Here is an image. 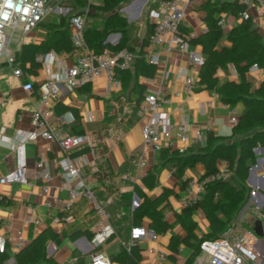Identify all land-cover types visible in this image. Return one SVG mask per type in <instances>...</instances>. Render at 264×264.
<instances>
[{"label": "crops", "instance_id": "crops-1", "mask_svg": "<svg viewBox=\"0 0 264 264\" xmlns=\"http://www.w3.org/2000/svg\"><path fill=\"white\" fill-rule=\"evenodd\" d=\"M88 1L95 5L102 3V0ZM153 1L129 0L123 3L122 9L126 13H122L121 10L119 13L126 18L128 29L123 34L112 32L104 37V42L111 47L110 49L120 43V47L129 48L135 55L132 67L118 74L119 86L113 87L104 79L98 78L73 93L62 90L53 106L54 117L69 114L68 118H72L68 123L55 124L56 138L79 134H90L94 138V150L89 149L87 153L79 156H69L79 166L80 179L102 203L114 234L102 245L94 246L91 240L97 230L98 218L92 206L86 201H79L74 205L72 222L59 224L51 222L48 212L60 214L63 202L68 196L67 184L57 165L63 153L54 141L39 136L29 138L25 144L29 183L0 185V199H3L0 203V234L7 238L11 255L8 264L13 262V255L29 242L30 230L35 237L46 228L56 233L59 241H48L44 252L46 257L58 264L65 262L71 264L78 259H83L89 264L91 259L98 255L107 258L110 264H124L129 246L126 244L128 234L133 226L131 214L134 210L130 206L132 197L136 195L142 204L145 200H154L163 190L171 193L166 203L159 209H163L164 219L171 228L165 234H157V240L145 238L133 243L140 249L139 264L192 263L194 255L192 256L190 248L180 243L177 253H172L171 249L177 244V240L184 236L183 229L176 221V214L183 210L180 201L184 194L180 182L200 178L204 174V167L196 163L192 167H186L177 177L173 172L174 164L176 158L182 154L174 152H177L175 147L179 146V143L172 149H165L164 153L154 152L144 144L141 130L150 115L142 109L143 99L146 93L157 92L162 100L160 113L172 122L187 123L191 133L186 149L204 146L205 137L198 139L193 135V130L199 127L215 136L231 140L233 138V126L229 122L231 107L222 104L214 93L198 89L200 66L193 67L185 53L179 50L167 51L164 46L152 47L149 43L143 47L142 55L145 61H148V55L154 56L155 73L152 78L137 77L136 82L142 88L143 98L139 106L134 105L137 95V90L134 89L135 70L139 58L137 55L147 35V23L152 24L147 11ZM212 3L213 0L188 1L181 21L187 34L198 36L204 32L206 29L204 18ZM243 9L249 15L248 20L252 27L264 38V10L257 6ZM143 12L144 18L140 20ZM77 13L84 15L87 29L92 28L89 25L99 20L87 17V14H94L91 9L85 7L84 11L79 10L77 0H54L43 21L23 36L19 48L23 43L49 45L63 34L71 38L73 28L69 24V18ZM241 13L234 16L227 8L219 15L214 14L216 20L223 17L226 22V26L220 29L222 39L217 45L218 51L231 46L227 36L244 19ZM101 24L93 26L95 25L99 31ZM48 25L51 27L48 28ZM194 48L200 52L198 46ZM115 49L117 48H113V51ZM81 53L83 50L76 48L72 52L55 53L49 50L38 56L42 57L41 61L38 60L41 66L35 73L22 71L20 78L13 75L10 67L0 63V177L15 167V155L11 148L13 142L25 139L34 132L31 116L38 106L40 83L47 75L57 73L60 63L69 66ZM52 59L53 63L50 61ZM186 76L194 79L195 87L191 93H185L183 90ZM215 77L220 82L240 81V75L231 63H225L223 67L218 68ZM243 79L250 85L251 90H254L264 81V69H247ZM26 83L32 84L31 91L23 89ZM233 108L238 117L243 109L242 104L238 103ZM127 119L134 120L133 124H125ZM119 121L122 122L121 125ZM81 149L83 148L73 152ZM251 154L253 162L250 167L251 173L250 175L248 173L245 182L248 187L245 198L236 204L235 212L229 219L220 212L215 213V218L224 225L225 232L229 230L232 236L255 231L258 239L254 244V250L258 256V264H264V218L260 216V211L264 207V146H257ZM40 159L45 162L51 174L48 195L41 192V182L35 177L34 164ZM97 160L103 167L97 166ZM139 160H143L145 166L140 167ZM219 163L220 161L218 165ZM225 199L226 202L230 201ZM45 201L50 202V208L44 206ZM124 207L127 210H124ZM193 219L196 222L195 234L198 238L211 234L208 220L201 208L196 209ZM140 223L150 230L146 216L141 217ZM19 232L25 239L23 246H18L17 243L16 237ZM160 255L164 257L162 261L159 259Z\"/></svg>", "mask_w": 264, "mask_h": 264}, {"label": "built area", "instance_id": "built-area-1", "mask_svg": "<svg viewBox=\"0 0 264 264\" xmlns=\"http://www.w3.org/2000/svg\"><path fill=\"white\" fill-rule=\"evenodd\" d=\"M54 0H0V63H5L11 68L15 77L22 76L21 69L13 65L14 54L19 50L21 39L31 30L35 29L50 11V4ZM189 0H163L157 8L147 13L152 21L153 29L149 35V45L152 47L164 46L167 51L179 50L187 55L193 67L201 66L203 55L194 47H191L187 38L195 37L194 34H185L180 30L181 21L185 8ZM221 1V0H218ZM244 8L257 6L264 10V0H235ZM241 16L248 19L249 15L242 11ZM69 24L73 28L71 43L76 49H82L83 53L76 56L69 65L60 63L57 73L47 75L38 88L37 108L33 111L31 119L34 132L25 139L14 141L11 148L15 155V167L0 177V185L20 184L27 185V161H26V140L37 136L45 140L54 141L63 153V157L58 161V169L66 182L67 199L63 202V209L60 214L48 212V218L53 224L70 223L73 221V208L79 201H86L92 206L93 212L98 218L96 232L92 238L94 246H100L113 234V228L108 224V215L102 204L97 200L94 192L88 188L80 179L79 166L70 158V153L80 149L88 148L94 150L95 141L90 134H79L55 137V124H65L72 121L69 114L54 117L53 106L58 100L62 90L73 93L84 85L93 82L98 78L104 79L111 86H119L116 77L117 71L129 70L132 67L135 55L124 48L118 51L103 49L101 53L94 54L86 48L83 31L85 17L83 14L72 15ZM219 29L226 26L223 17L218 18ZM206 30V29H205ZM204 30V31H205ZM14 47V50L11 47ZM51 56V55H50ZM148 61L156 64L153 55H148ZM42 60V57L37 58ZM51 63L54 60H50ZM46 62V61H45ZM256 65L250 70H255ZM195 87L194 79L185 77L183 90L191 93ZM26 91L32 90V84L26 83L23 86ZM162 100L157 92L150 91L145 94L142 109L147 112L149 120L142 127V139L144 144L149 146L154 152L162 149H172L176 143L179 146L175 150L182 154L189 143L190 133L186 122L175 123L167 119L160 113ZM53 119L55 121L53 122ZM229 122L234 126L237 122V114L234 108L230 109ZM205 129L196 128L193 135L200 139L204 137ZM140 167L145 166L143 160L138 161ZM35 177L39 179L41 192L45 195L50 193L48 182L51 174L43 160H37L34 164ZM231 175V169L226 161H220L218 169L211 174L202 175L198 179H189L182 186L184 198L180 201L182 209L198 203L208 186L214 182L227 181ZM59 202V200L56 199ZM140 205V199L134 195L131 199V209L135 210ZM44 206L50 208L49 201L44 202ZM264 218V215H261ZM18 246L25 244V239L19 232L17 235ZM150 238L157 240V234L143 226H132L128 234V245L136 241ZM258 237L255 231H246L232 236L229 230L215 239L203 240L199 244V253L193 257L191 264H258V256L254 250V244ZM7 238L0 234V253L5 250ZM125 245V244H124ZM162 261L164 257L159 256ZM63 264H69L65 262ZM89 264H110L107 258L101 255L91 259Z\"/></svg>", "mask_w": 264, "mask_h": 264}, {"label": "trees", "instance_id": "trees-1", "mask_svg": "<svg viewBox=\"0 0 264 264\" xmlns=\"http://www.w3.org/2000/svg\"><path fill=\"white\" fill-rule=\"evenodd\" d=\"M127 1L129 0H102L100 5H95L88 0H77L79 10L84 11L86 7L94 12V14H87L88 18L97 19L98 14H103L102 19H100L102 24L99 31L96 30L95 25L93 26L95 23L92 25L88 24L92 27L88 29L86 22L84 24L83 37L89 51L99 54L106 48L111 51L115 47L117 48L115 51L123 49L119 46L120 43L110 49L111 47L105 44L104 37L112 32H121L123 34L128 29L129 24L126 18L117 12L120 6ZM160 1L163 0H154L153 4L149 6L147 13L155 9ZM227 8L230 9L234 16H238L244 10L243 6L236 1L222 3L218 0H213L204 18L206 30L198 36L187 38V41L191 47L198 46L203 55V62L198 72V89H206L214 93L222 104L231 108L241 103L243 109L237 117L236 124L233 126V138L231 140H226L223 137L213 135L210 131H205L204 146L186 149L181 156L176 158L173 172L179 177L186 167H192L194 164L199 163L204 167L203 175H207L214 173L218 169V162L223 160L228 163L231 175L227 181L210 184L198 203L176 214V221L183 229L184 236L177 240V244L172 247V253H177L178 245L181 243L192 250V256H196L199 253V244L203 240L215 239L226 231L224 225L215 218V213L220 212L229 219V216H232L235 212L236 204L245 198L248 191L245 182L253 162L252 150L257 146H264V81L261 82L258 88L251 90L250 85L243 79L244 72L253 65L264 69V38L252 27L250 20L243 19L240 25L233 28L227 36L231 41V46L226 50L218 51L217 45L222 39V33L217 25L218 19L216 20L213 16L214 14L219 15ZM47 27L50 28L51 26L48 25ZM152 29L153 24L147 23V35L143 39L141 50L137 55L139 58L135 70L134 89L137 90L134 101L135 106H139L143 98L142 88L136 82L137 77L152 78L155 73V64L145 61L142 55L143 47L149 43L148 39ZM180 30L187 34L182 25ZM74 49L70 36L66 34L52 41L49 45L45 43L39 45L23 43L14 54L13 65L18 66L21 71L35 73L36 69L41 66V63L37 60L40 54L49 50H53L55 53L60 51L72 52ZM126 49L130 51L129 48ZM225 63L233 65L240 75L239 82H220L215 77L217 69L223 67ZM3 65L6 66L5 63ZM126 71H117L116 77H118L119 73ZM133 122L134 120L127 119L125 124L132 125ZM121 123L119 121L120 125ZM88 151V148H83L71 153L70 156H79ZM160 152L164 153L166 150L162 149ZM174 153L178 154V152ZM96 164L98 167H103V164L98 160ZM186 182L187 180H181V187ZM170 193L167 190H163L154 200L143 201L131 214V224L133 226H141V217L146 216L148 228L153 233L165 234L171 228V225L164 219L163 209L159 208L166 203ZM225 198L230 199V201L226 202ZM2 201L3 199H0V203ZM197 208L203 210L211 231V234L203 235L200 238L195 234L196 222L193 219ZM123 209L127 210L125 207ZM260 214L264 215V207H262ZM28 236L29 242L13 255V262L10 264H58L51 258L46 257L44 252L48 241H59L56 233L50 228H46L35 237H33L30 230ZM126 240L124 241L126 242ZM10 258L11 255L6 245L5 250L0 253V264H8ZM139 262L140 249L136 245L130 244L124 264H139ZM71 264L86 263L83 259H78Z\"/></svg>", "mask_w": 264, "mask_h": 264}, {"label": "rangeland", "instance_id": "rangeland-1", "mask_svg": "<svg viewBox=\"0 0 264 264\" xmlns=\"http://www.w3.org/2000/svg\"><path fill=\"white\" fill-rule=\"evenodd\" d=\"M91 1L94 2V1H96V0H91ZM131 1H132V0H131ZM123 7H124V4L121 5V7L117 10V12H119V11L121 10L122 13H126V11H125L124 9H122ZM156 8H157V7H156ZM144 12H145V11H144ZM144 12L142 13V15H141V17H140V20L144 18V17H143ZM102 16H103V14H98V15H97V19H99V20H98V21H95V24H98V23L100 24V23H102V20H100V19H102ZM11 49L14 50V47L12 46ZM99 202H100V201H99ZM100 203H101V202H100ZM101 204H102V203H101ZM102 206H103V205H102Z\"/></svg>", "mask_w": 264, "mask_h": 264}, {"label": "water", "instance_id": "water-1", "mask_svg": "<svg viewBox=\"0 0 264 264\" xmlns=\"http://www.w3.org/2000/svg\"><path fill=\"white\" fill-rule=\"evenodd\" d=\"M80 14H82V13H77V14H75V15H80ZM250 173H251V168L249 169V175H250ZM248 179V178H247ZM10 261H8V263H9Z\"/></svg>", "mask_w": 264, "mask_h": 264}]
</instances>
